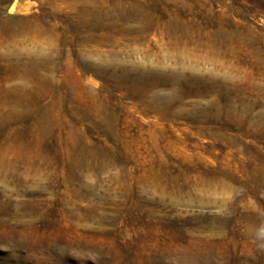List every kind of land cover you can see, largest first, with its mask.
I'll list each match as a JSON object with an SVG mask.
<instances>
[{
	"label": "rangeland",
	"instance_id": "obj_1",
	"mask_svg": "<svg viewBox=\"0 0 264 264\" xmlns=\"http://www.w3.org/2000/svg\"><path fill=\"white\" fill-rule=\"evenodd\" d=\"M0 264H264V0H0Z\"/></svg>",
	"mask_w": 264,
	"mask_h": 264
},
{
	"label": "water",
	"instance_id": "obj_2",
	"mask_svg": "<svg viewBox=\"0 0 264 264\" xmlns=\"http://www.w3.org/2000/svg\"><path fill=\"white\" fill-rule=\"evenodd\" d=\"M14 3H15V2H13L12 4H10V6L8 7L7 11H8L9 13H11V12L14 11Z\"/></svg>",
	"mask_w": 264,
	"mask_h": 264
}]
</instances>
